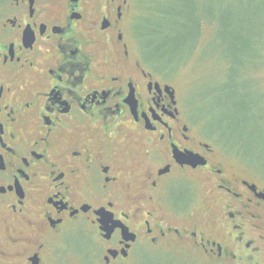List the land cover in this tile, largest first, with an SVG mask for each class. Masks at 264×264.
Segmentation results:
<instances>
[{
  "label": "flooded vegetation",
  "instance_id": "1",
  "mask_svg": "<svg viewBox=\"0 0 264 264\" xmlns=\"http://www.w3.org/2000/svg\"><path fill=\"white\" fill-rule=\"evenodd\" d=\"M141 6L0 0V264L263 262L264 187L147 64Z\"/></svg>",
  "mask_w": 264,
  "mask_h": 264
},
{
  "label": "rangeland",
  "instance_id": "2",
  "mask_svg": "<svg viewBox=\"0 0 264 264\" xmlns=\"http://www.w3.org/2000/svg\"><path fill=\"white\" fill-rule=\"evenodd\" d=\"M141 2L147 64L158 67L184 105L192 103L197 124L238 150L242 160H234L264 187V0ZM259 256L263 262L249 264H264ZM128 264L228 263L177 248Z\"/></svg>",
  "mask_w": 264,
  "mask_h": 264
},
{
  "label": "trees",
  "instance_id": "3",
  "mask_svg": "<svg viewBox=\"0 0 264 264\" xmlns=\"http://www.w3.org/2000/svg\"><path fill=\"white\" fill-rule=\"evenodd\" d=\"M188 11V10H187ZM192 17H193V15H192ZM187 38H188V36H187Z\"/></svg>",
  "mask_w": 264,
  "mask_h": 264
}]
</instances>
